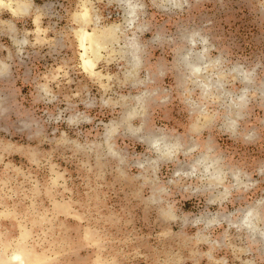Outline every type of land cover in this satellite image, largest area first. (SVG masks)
<instances>
[{
    "label": "rangeland",
    "instance_id": "1",
    "mask_svg": "<svg viewBox=\"0 0 264 264\" xmlns=\"http://www.w3.org/2000/svg\"><path fill=\"white\" fill-rule=\"evenodd\" d=\"M21 1L0 5V264H264V0Z\"/></svg>",
    "mask_w": 264,
    "mask_h": 264
},
{
    "label": "bare ground",
    "instance_id": "2",
    "mask_svg": "<svg viewBox=\"0 0 264 264\" xmlns=\"http://www.w3.org/2000/svg\"><path fill=\"white\" fill-rule=\"evenodd\" d=\"M8 1H9V3L8 2L6 3L5 1L0 0V5H7L8 8L10 9V12L13 15H16V13H24L25 8L27 6L26 3H24L21 0H8ZM165 1H167L169 3L172 2L174 5L177 4V0H165ZM10 2L13 3V5L9 6L10 5ZM132 12H133V7H130L129 9H127V14L128 15H131ZM72 16H73V19L75 20V22H77V24L79 25V27L76 30V32L80 36L81 43H82V46H83V49H84V52L82 54L83 64H84V66L86 68H91V66L93 64V59L96 60L99 57L101 45H100V42H99L98 37L95 35L96 32H94V31L93 32H90L87 27H89V26L92 27L93 25L97 26V24H98V21H97L98 20V16H96L95 14H93L91 12V9L87 5H82L81 8L75 10L73 12ZM93 30H94V28H93ZM99 32H101V31H99ZM190 58L191 57L189 55L183 57V59L185 60V66H186V68L188 69V71H189V73L191 75L197 77V76L200 75V73L202 71L201 69L207 67L208 65L207 64L205 65V64L202 63V60H201L202 59V56L201 55L194 56L191 59ZM134 68H133V70H134ZM202 84L204 86L203 88L211 86V85H209L208 81H205ZM129 111L130 110H128L127 113L130 115V112ZM153 141H155V140H152V142L150 143V145L153 146V148L156 151H159L158 153H161V154H164V153L165 154H169L170 147L168 145L169 144L168 141H167L168 144H166V142L164 143L163 140H162V143H164V144L160 143L159 141H157L158 143H156V141L155 142H153ZM170 145H171V143H170ZM168 156L169 155H167V157ZM216 172H217L216 171V168L215 167L212 168V171L210 173V177H212V180H214V181L218 179V177H217L218 175L216 174ZM243 223H245V225L247 226V228H249V230H252L253 229V224L250 221V219H249L248 216H245L243 218ZM262 239L264 240V233H262ZM11 260L23 261V257L21 255V253L15 252L12 255V257H11Z\"/></svg>",
    "mask_w": 264,
    "mask_h": 264
}]
</instances>
